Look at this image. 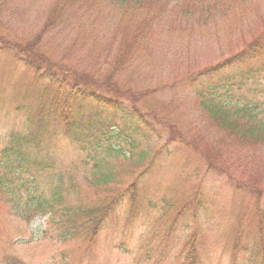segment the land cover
Instances as JSON below:
<instances>
[{
  "label": "rangeland",
  "instance_id": "374dc122",
  "mask_svg": "<svg viewBox=\"0 0 264 264\" xmlns=\"http://www.w3.org/2000/svg\"><path fill=\"white\" fill-rule=\"evenodd\" d=\"M58 2L0 0V34L23 45L36 41L48 57L79 73L102 79L113 72L121 87L143 93L136 104L157 117L148 122L155 132L139 144L103 143L98 157L110 146L123 152L122 158L105 156L114 179L103 186L90 181L92 173L102 171L93 168V160L84 162L88 149L50 123L56 129L52 147L30 156L61 173L40 178L48 195L57 183L61 186L63 203L26 220L24 197L16 204L1 196L0 264H264V216L259 219L256 213L260 209L264 215V152L225 146L189 80L264 30V0H155L160 9L153 10L161 13L145 18L153 31L119 72L112 71L108 60L125 34L127 15L106 0H87L81 11L73 8L57 16ZM131 21L134 26L142 19ZM13 57V50L0 51V150L10 145L11 133L33 128L30 122L39 109L49 107L55 93L49 87L43 99L49 80L35 81L34 73L14 65ZM250 68L255 72L244 77L247 85H240L238 69L231 70L236 83L217 84L206 97L216 104L259 100L257 112L264 116V59ZM174 122L187 143L166 146L165 123ZM85 137L99 139L96 134ZM194 145L220 155L217 169ZM142 153L146 156L139 163ZM132 183L135 189H130ZM115 197L97 234L79 221L68 223L76 214L81 217V209L103 208ZM192 250L199 255L195 263Z\"/></svg>",
  "mask_w": 264,
  "mask_h": 264
},
{
  "label": "trees",
  "instance_id": "16d2710c",
  "mask_svg": "<svg viewBox=\"0 0 264 264\" xmlns=\"http://www.w3.org/2000/svg\"><path fill=\"white\" fill-rule=\"evenodd\" d=\"M85 1L87 0H61L57 3L54 14L59 16L65 10L73 8L81 11ZM106 1L127 15L129 19L117 50L108 60V66L112 68V71L119 72L136 52L143 48V44L147 41L146 33L149 30L153 31V26L145 18L149 13H161L159 10H153L156 7L160 9V6L159 3L154 2L155 0ZM206 1L209 2V0H202L203 3ZM189 7L191 6H188V9L186 7L184 13L189 12ZM134 17L135 19L141 17L142 22L136 21L132 26L131 19ZM161 17L162 15H158L156 18L161 19ZM35 42L23 45L19 42H11L0 34V51L13 50L14 65H21L26 70L32 71L35 81L49 80V86L45 88L42 98L45 99L48 95L49 87L55 89V93L49 100V107L39 109L34 118L36 121L30 122L33 128L25 133H11L10 145L0 150V198L6 197L7 202L17 204L18 198L24 197L26 206L21 213L26 220L55 210L57 204L63 203L61 186L57 183L48 195L40 178L42 174H45L53 179L61 173L52 171L54 166L50 162L38 161L30 156L31 154L41 155L52 147L56 129L51 127L50 123L60 126L73 135L75 143L79 144L81 149H88L86 153L88 159L84 162L90 164L93 160V168L102 171L98 176L92 173L90 181L95 185L99 182L106 186L114 179V176L105 156L115 153L118 158H122L123 152L110 146L104 156L98 157L96 154H99L100 148L104 146L103 143L122 140L138 143L140 138H147L149 134L153 135L154 129H151L148 122L150 116L157 118L152 113H143L136 104V101L144 96L143 93L121 87L113 72L102 79L92 76L91 73H79L73 66L48 57ZM262 59H264V30L244 40L242 47L231 52L226 59L204 67L189 77L191 85L202 97L200 104L206 115L204 116L214 126L225 146L229 148H253L264 152V116H260L257 112L260 102L247 97L240 102L216 104L206 96L210 95L217 84L230 81H233L231 85L236 83L235 77L229 76L231 70L238 69L239 73L236 76L240 78V85H247L244 77L247 78L255 72L253 68H250L252 63ZM165 129L166 146L180 141L187 143L185 134L178 128L177 123H165ZM91 134H96L99 139L87 141L85 135ZM156 134L158 138H161L160 132ZM193 147L206 159L211 169H217L215 162L220 155L214 156L209 149H202L197 145ZM145 156V153H142L138 162L140 163ZM123 159L127 157L124 156ZM105 169L108 170L107 174L103 173ZM87 176L88 174L85 178ZM59 180H62L61 177ZM129 187L135 189V183ZM132 193L134 194V191ZM117 200L118 198L115 197L103 208L96 210L81 209V217L77 219L78 214L75 213V219H70L68 223L79 221L91 232V235H95ZM66 213L69 212L66 210ZM256 213L259 219L263 220L264 215L261 210L258 209ZM190 255L194 258L191 262L198 261L199 255L196 251L192 250ZM8 264H18V262L11 260Z\"/></svg>",
  "mask_w": 264,
  "mask_h": 264
}]
</instances>
